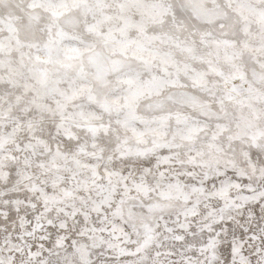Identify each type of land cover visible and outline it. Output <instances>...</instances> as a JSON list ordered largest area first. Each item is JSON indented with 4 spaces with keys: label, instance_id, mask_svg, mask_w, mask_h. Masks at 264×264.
Here are the masks:
<instances>
[{
    "label": "snow or ice",
    "instance_id": "obj_1",
    "mask_svg": "<svg viewBox=\"0 0 264 264\" xmlns=\"http://www.w3.org/2000/svg\"><path fill=\"white\" fill-rule=\"evenodd\" d=\"M0 264H264V0H0Z\"/></svg>",
    "mask_w": 264,
    "mask_h": 264
}]
</instances>
